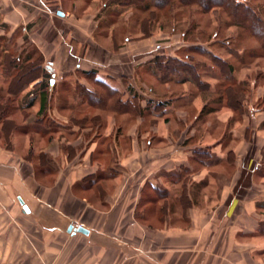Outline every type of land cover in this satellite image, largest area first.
Masks as SVG:
<instances>
[{"label":"crops","instance_id":"1","mask_svg":"<svg viewBox=\"0 0 264 264\" xmlns=\"http://www.w3.org/2000/svg\"><path fill=\"white\" fill-rule=\"evenodd\" d=\"M120 8L100 0H0L1 70L15 58L11 44L17 57L35 46L48 65L28 86L48 74L55 87L49 117L60 130L81 127L76 139L86 141L51 148V161L61 164L46 174L42 160L35 165L10 146L0 124V264H264V83H251V73L241 79L246 68L236 72L237 84H247L241 103L229 91L214 102L219 81L209 72L206 98H172L145 82L147 98L163 106L136 115L128 128L119 115H109L104 129V115L74 117L81 116L71 111L77 85L94 91L85 72L120 90L123 77L132 84L144 66L156 72L150 62L129 65L138 51L133 37L119 45L111 26L100 30ZM208 103L213 111L200 115ZM19 131L13 138L27 136Z\"/></svg>","mask_w":264,"mask_h":264},{"label":"rangeland","instance_id":"2","mask_svg":"<svg viewBox=\"0 0 264 264\" xmlns=\"http://www.w3.org/2000/svg\"><path fill=\"white\" fill-rule=\"evenodd\" d=\"M100 2H116V5L120 4L121 6L120 13L117 14L114 24H102L100 26V30L102 31L105 27L111 26L112 32L117 37L116 42L119 45L125 44V42L129 41H127L129 37H133V45L138 46V51L137 54L132 56L129 60V65L133 67L139 63L144 64L150 62L155 68L156 72L152 73L149 67L148 69L150 71L144 66L142 69L138 70L137 76L131 79L132 84H130L131 82H129V79H125L123 77L122 89L123 91H126L124 100H128L133 105H136L137 108L135 109L137 111L135 112V114L134 111H131V113L128 114H116L111 110L109 111L107 108L104 110L88 109L85 114H80L81 110L78 109L80 107L77 106L76 109L71 110L75 111L74 115H81L74 116L77 119H81V117H84L83 115H104V129L106 127L105 124L106 121H108L109 115L110 118L112 115H119L118 120L122 123V127L128 128V126L133 124L135 116L138 115V109L140 107L142 109L146 107L149 99L147 97L151 95L149 87H147V83V86L143 85L145 82L154 85L153 88L156 90H161V88L165 87V89L169 91L168 94L171 93L170 97L172 98H178L184 94H187L189 98H191L192 95L196 93L195 91H197L195 89V86L191 83H186L185 85H177L175 83L176 81H174L176 79L187 77L188 72L185 69H182L180 72L177 70L182 68L185 65V62H187V64H192L194 67H197L202 74V78L205 80L209 81L213 79V77L209 75V72H214V74L216 73V78L218 77V79H221L224 75L222 71V69H224L223 63H221V61L215 62L210 60V56L208 54L202 53V51L206 52V50L216 54L219 57H222L223 60H227L228 63L233 64L239 71H242L244 68H246V70L241 72V79L246 77L248 73H251L249 78L251 83H255L256 85L264 83V50L261 49L257 40H255L247 31L230 25L228 17L224 12H221V10L215 15L205 14L197 6L184 7L178 5L175 9H173V11H169L168 8H164L162 10L155 9L145 12V10L138 7L139 5L146 3L144 2V0H100ZM245 2H249L250 4H252L254 7H256V10L264 16V12H262L264 11V9H262V11L259 10V7L264 6V0H245ZM148 17L153 20L156 19V23H153L152 21H145ZM142 26L143 31L145 30L148 36H144L142 34ZM52 31L53 30H50L48 33L49 38H53L55 36V33ZM149 32L151 33L149 34ZM224 43H226V46H228L232 50L226 48ZM10 48V54H13L16 58V45L13 43V45H10ZM33 48L36 47L33 45L27 46V49L30 51ZM199 48H204L205 50L201 49L200 51ZM229 51L232 52L229 53ZM241 56L243 60H241ZM171 58H173L174 61H170L169 63V60H171ZM93 62L104 65L108 63L107 61L99 60ZM45 65L48 64L46 63ZM89 65L92 68L94 67V64ZM247 68L250 69V72ZM176 71H178L179 73H177ZM194 71H196V69H194ZM245 72H247V74ZM35 74L30 73L29 76L34 77ZM11 79V76H7L6 73L0 68V104H6L3 108H6L8 106V111L5 110L6 113L4 115H9L8 117L12 120L16 119L15 121L18 124L17 126L20 127L19 132L21 133L26 131L27 136L23 137L17 135L13 138L12 132L14 131V129L10 128L9 130H12L10 132L8 131V133H10V146L12 147L13 141L15 148L21 149L22 154L26 158L35 159V165L38 164V161L40 163V160H42V163L46 164V174H56L55 171L59 167L58 165L61 164V161L58 160V164L51 161L52 156H50L49 153L50 149L53 148L52 150L57 151V149L59 150L62 147V144L65 143L71 142L82 144L86 142L83 137L76 139L79 134L83 133L82 128L77 126L76 128H66L64 130H60L57 124L52 122L51 118L49 117V107L47 112L40 116V114L38 113L39 104L25 110H18L17 102L14 101V94L10 96H8L7 94L8 85L10 84ZM136 81L138 82L136 87L137 91L135 90V94L137 96H134V94L130 95L128 87L130 85H135ZM218 81L219 82L217 84V88L222 89L224 84L221 83L222 80ZM89 84L91 86H94L90 82ZM242 84L243 83L239 85H241V87L247 85L246 83H244V86H242ZM236 86H238L237 83ZM94 88L95 87H93V89ZM12 90L13 92L17 91L16 88ZM243 90H245V88H243ZM229 92L234 99L235 97H237L236 94L238 92H236L234 89H229ZM8 98L10 100H8ZM232 103L234 104V100L232 101ZM252 108L255 109L254 107ZM155 110L159 109H155L154 107V115H156L154 113L156 112ZM68 113L70 112L68 111ZM151 114V111H144L142 117L146 118L147 115ZM24 117L26 124L21 123ZM75 122H77L78 124L79 121ZM92 125V121L86 123V126L90 128H92ZM86 130L87 129H85V131ZM70 131L76 132L75 134L73 133L74 135H72L70 134ZM49 138H51L52 140H49ZM50 141L55 146L51 147L49 145ZM101 141H103V138L101 139ZM104 143L109 144L111 143V140L106 139ZM124 143L127 144L126 141ZM74 154L78 153L75 152ZM108 157H110L109 154H106V159Z\"/></svg>","mask_w":264,"mask_h":264},{"label":"trees","instance_id":"3","mask_svg":"<svg viewBox=\"0 0 264 264\" xmlns=\"http://www.w3.org/2000/svg\"><path fill=\"white\" fill-rule=\"evenodd\" d=\"M144 2L146 3L139 5L138 7L145 10V12L155 9L162 10L164 8H168L169 11H173V9H175L178 5L184 7L197 6L205 14L215 15L221 10V12H224L228 17L230 25L247 31L255 40H257L261 49L264 50V16L256 10V7H254L249 2H245V0H144ZM262 9H264V6L259 7V10L262 11ZM145 21H152L153 23H156V19L153 20L149 17ZM141 32L144 36H148L145 30L143 31V26L141 28ZM150 33L151 32H149V34ZM224 45L229 50H232L228 46H226V43H224ZM199 49L200 51L201 49L205 50L204 48ZM26 50H28L27 46L16 58H11L12 55L11 57L9 56L11 58L8 59L9 68H6L4 71L7 76H11L12 78L10 84L8 85L7 94L8 96L14 94V101L17 102L18 110H25L27 108L33 107L36 102H39L40 106L38 113L42 115L45 114L48 110L51 98L53 97V94H51V92L55 91V87L50 86V76L48 74L43 79V82L39 85H36L33 88H30L28 86V84L31 83L38 75L39 68L43 63V56L37 50V48H33L31 51ZM231 52L232 51H229V53ZM202 53L208 54L210 56V60L212 61H221L224 66V69H222L224 75L221 79H218L222 80L221 83H223L224 85L222 89L217 88L218 91L216 92L215 96L216 101L214 102H216L217 104L221 103L226 96V92H228L229 89H234L236 92H238L236 94L237 97H235L234 99L232 95H229L230 99L231 101L234 100V102L237 101L241 103V91H243V89L241 85L236 86L237 68L233 64L228 63L227 60H223L222 57H219L214 53H211L207 50L206 52L202 51ZM240 58L241 60H243L242 56ZM170 61H174L173 58L169 60V63ZM182 69H185L188 72L187 77L176 79L174 80L176 81L175 83H191L197 90V96L206 98L205 96H207L209 84L204 81L201 76L202 74L198 70V68L194 67L192 64H187V62H185V65L177 70L180 72ZM194 69H196V71H194ZM178 71L176 72L179 73ZM30 73L36 74L34 75V77H30ZM84 75L85 77L89 78V80L94 84L95 88L93 91L89 88H86L85 86L77 85L74 91L76 101V103L74 104L75 106H73L74 109H76L78 106L80 107L78 108L79 110H82V112H86L88 109L104 110L107 108L109 111L111 110L116 114H128L131 113V111H134L135 114V112L137 111L135 109L137 108L136 105H133L128 100H124V95L126 92L120 90L117 87L110 86L108 83L102 81L96 76L95 72H85ZM14 88H16V92H13L12 89ZM128 90L130 95L134 94V96H137L134 89L130 88V86L128 87ZM21 93L23 94V96ZM8 100L10 99L8 98ZM4 105L6 104H0V124L3 125L5 130L7 128L8 130L10 128L17 130L19 127L17 126V122L10 119L8 117L9 115H4L6 113L5 110L8 111V106L6 108H3ZM208 105H210V103H208L203 108L200 115H207L208 113L213 111L212 108L210 111L208 110ZM162 106L163 105L156 99H148L146 107L143 109L140 107L138 109V115H142L144 111H151L153 113L154 107L155 109H159L162 108ZM155 111V114L159 113V110ZM10 131L12 130H9V132Z\"/></svg>","mask_w":264,"mask_h":264},{"label":"water","instance_id":"4","mask_svg":"<svg viewBox=\"0 0 264 264\" xmlns=\"http://www.w3.org/2000/svg\"><path fill=\"white\" fill-rule=\"evenodd\" d=\"M63 15V14H62ZM48 69H51V67L50 66H48ZM52 82H54V80H52ZM73 229V227H71L70 228V230H72ZM78 232H81V233H85V232H87L83 227H80V228H78V229H76Z\"/></svg>","mask_w":264,"mask_h":264},{"label":"built area","instance_id":"5","mask_svg":"<svg viewBox=\"0 0 264 264\" xmlns=\"http://www.w3.org/2000/svg\"><path fill=\"white\" fill-rule=\"evenodd\" d=\"M74 226V225H73ZM80 227H82L81 225H79V224H75V228H80Z\"/></svg>","mask_w":264,"mask_h":264}]
</instances>
